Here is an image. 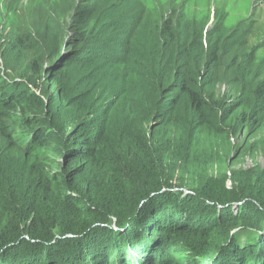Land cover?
I'll return each mask as SVG.
<instances>
[{"label":"rangeland","instance_id":"rangeland-1","mask_svg":"<svg viewBox=\"0 0 264 264\" xmlns=\"http://www.w3.org/2000/svg\"><path fill=\"white\" fill-rule=\"evenodd\" d=\"M141 13L146 16L147 28L154 25L160 28L170 22L178 35L195 36L202 41L207 62L205 88L214 92L223 105L245 102L231 117L225 119L223 115L224 127L234 128L242 113L253 110V88L264 79V0H0V73L10 82L20 81L23 90L35 86L45 92L46 98L53 99L64 136L76 125L77 114L82 115L81 108L70 107L68 103L86 91L83 82L81 88L74 84L93 66L87 64V69L72 71L67 65L86 62V54L91 50L88 44L101 49L102 44L114 45L122 53L116 39L124 33L123 27ZM124 17L129 20L122 21ZM106 75L99 74L101 81L94 88L96 95L89 100L83 98V104L99 107L103 104L98 99L100 95L109 100L120 91L118 78L114 77L116 71L111 70L109 78ZM110 83L116 84L115 87ZM5 123L16 126L11 120ZM212 137L215 140L212 162L201 172L208 180L206 186L213 191L212 196L227 198L223 188H233L236 178L251 187L258 181L264 185V178L260 180L249 172L264 168V110L249 125L237 124L231 135L212 134ZM61 145L37 146L20 153L9 135L3 138L0 132V174L11 176L12 180L14 174L34 173L31 167L41 170L39 178L52 184L54 197L48 202L46 193L40 204L44 208L48 203L54 204V211H49L52 219L63 216L66 195L79 197L77 193L67 192L61 179L58 164L62 158ZM177 175L183 177L181 173ZM175 191L178 190L161 187L149 195H129L113 203L109 209L114 208L121 215L136 213L123 223L119 222L120 218L106 214L102 219H108V223L92 221L90 215H78L76 220L83 222V226L69 234L56 235L57 240L52 243L28 238L7 246L0 242V263L6 260L5 264H25L26 259L41 255L51 257V264L56 261L60 264H264V209L244 202L210 201L192 191ZM188 197L191 199L187 204L193 210L190 220L183 214L184 205H179ZM79 206L94 210L89 204ZM225 210L233 213V220L223 216ZM242 214L250 217H245L243 224L237 220ZM179 220L180 225L173 227L174 233H181L175 234L174 241L180 242L181 247L157 229L158 225ZM249 241H253L252 245ZM8 254L10 257H5Z\"/></svg>","mask_w":264,"mask_h":264},{"label":"trees","instance_id":"trees-1","mask_svg":"<svg viewBox=\"0 0 264 264\" xmlns=\"http://www.w3.org/2000/svg\"><path fill=\"white\" fill-rule=\"evenodd\" d=\"M145 19L141 13L136 14L128 26L123 27L127 25L124 23V33L116 39L122 53L114 45L104 47L102 44L101 49L88 44L91 50L86 54L87 61L67 65L72 71L87 69V64L93 66L74 84L81 88L83 82L86 91L82 97L73 98L68 103L70 107L81 108L82 115L77 114L76 125L64 136L58 111L53 109V99L46 98L45 92L35 86L23 90L20 81L10 82L4 73H0L2 137L9 135L15 150L20 153L32 151L37 146L48 148L54 143L62 144L59 147L62 155L58 163L60 176L67 192L79 195L73 198L66 195L63 216L52 219L50 212L54 211V204L48 203L46 208L40 204L46 199V193L49 194L48 202L54 197L50 190L52 184L39 178L41 170L31 167L34 173L29 176L14 174L12 180L11 176L0 174L2 244H16L27 238L52 243L57 240L56 235L69 234L83 226V222L76 220L78 215H90L92 221L105 220L108 223V219H102L106 214L120 218L119 222L123 223L136 213L121 215L114 208L109 209L113 203L123 201L129 195H149L161 187L192 191L223 204L244 202L264 209V185L260 181L251 187L236 178L233 188H223L227 198L219 199V196L210 194L213 191L206 186L208 180L201 175L203 168L212 162L215 146L212 134L229 136L236 131L237 124L249 125L264 110V79L253 88V110L242 113L234 128L224 127V117L234 115L245 102L223 105L215 98L214 92L205 88L203 80L207 62L202 41L195 36L178 35L170 22L160 28L157 25L147 28ZM127 20L128 17L122 19ZM77 39L82 41L83 38ZM111 70L117 73L114 77L118 78L120 91L113 93L109 100L100 95L98 99L103 104L99 107L87 102L83 104V98L89 100L96 95L94 88L101 81L99 74H107L109 78ZM115 85L110 83L111 87ZM19 90L23 91L16 93ZM7 120L16 126L7 125ZM249 172L260 180L264 178V168ZM224 174L226 177V171ZM189 199L182 200L179 205H184L183 214L190 220L193 210L187 204ZM82 203L89 204L94 210L82 209L79 206ZM222 213L228 221L233 220V213L229 210ZM245 217L250 218L242 214L237 220L243 224ZM179 222L157 226L159 233L172 237L177 247L181 244L174 241L175 234L181 232L174 233L173 226L180 225ZM161 237H158L159 241ZM249 243L252 245L253 241ZM40 256L25 259L29 264H51V257ZM56 262L60 264V261Z\"/></svg>","mask_w":264,"mask_h":264},{"label":"water","instance_id":"water-1","mask_svg":"<svg viewBox=\"0 0 264 264\" xmlns=\"http://www.w3.org/2000/svg\"><path fill=\"white\" fill-rule=\"evenodd\" d=\"M185 192H190V191H188V190H185Z\"/></svg>","mask_w":264,"mask_h":264}]
</instances>
